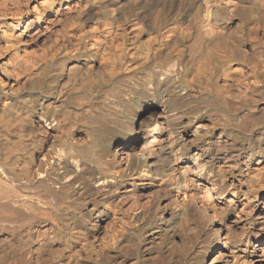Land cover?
<instances>
[{
	"label": "bare ground",
	"instance_id": "obj_1",
	"mask_svg": "<svg viewBox=\"0 0 264 264\" xmlns=\"http://www.w3.org/2000/svg\"><path fill=\"white\" fill-rule=\"evenodd\" d=\"M258 32L264 0H0V47L43 44L0 75V264H264Z\"/></svg>",
	"mask_w": 264,
	"mask_h": 264
},
{
	"label": "rangeland",
	"instance_id": "obj_2",
	"mask_svg": "<svg viewBox=\"0 0 264 264\" xmlns=\"http://www.w3.org/2000/svg\"><path fill=\"white\" fill-rule=\"evenodd\" d=\"M259 35L264 38V34H260L258 32V36ZM26 38H27V41H25V42H23V43H21L19 45L17 44L20 47L16 46V49H19V52H21L20 54L22 56H20V57L17 56V54H15L14 48H12V47L11 48H7V46H5V44H3V46L0 47V53H2V57L0 59V63H1V66H2V67H0V75L3 74V72H4L3 67H5L10 72H13V69L15 67L16 68H19V67L22 68L25 65L26 59L29 58V56L35 55L36 53H34V51L35 50L39 51V49H41V46H43V44L41 45V41L39 39L33 38V40H31V37L29 35ZM24 49L27 50V51L25 52ZM32 51H33L34 54L32 53ZM98 68L100 69V71L98 73H100L102 71L101 70L102 67L100 65H98L97 66V70H99ZM28 126H29L30 129L38 130L39 132H42V131L44 132V131L47 130L46 124L42 123V122H39V120H34V121L30 122L28 124ZM197 181L200 182L199 180H197ZM196 204L199 205L200 202L196 201ZM225 205L226 204H224V207H225ZM164 210H165V212L167 211L166 209H164ZM195 217H199L198 214H197V216L195 214ZM178 238H177V236L174 237L173 241L177 242V243H179L178 240L182 241L181 240L182 237H178ZM154 254L156 255L155 251H153L151 253V255H154Z\"/></svg>",
	"mask_w": 264,
	"mask_h": 264
}]
</instances>
